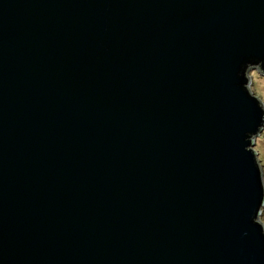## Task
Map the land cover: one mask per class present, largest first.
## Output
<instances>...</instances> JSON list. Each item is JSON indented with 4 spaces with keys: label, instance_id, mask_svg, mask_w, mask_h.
<instances>
[{
    "label": "water",
    "instance_id": "water-1",
    "mask_svg": "<svg viewBox=\"0 0 264 264\" xmlns=\"http://www.w3.org/2000/svg\"><path fill=\"white\" fill-rule=\"evenodd\" d=\"M253 57L264 0H0V264H264Z\"/></svg>",
    "mask_w": 264,
    "mask_h": 264
},
{
    "label": "clouds",
    "instance_id": "clouds-1",
    "mask_svg": "<svg viewBox=\"0 0 264 264\" xmlns=\"http://www.w3.org/2000/svg\"><path fill=\"white\" fill-rule=\"evenodd\" d=\"M261 65H264V59H258V58H251L249 62L243 64V71L242 73H247V75H242L246 78L247 83L243 84L241 87L244 89L243 86L253 84L256 85V91H257V98L256 101L259 100L262 110V113H264V68L261 67ZM261 125L259 127L260 129H264V114L261 115ZM264 139V136L261 137ZM262 182V188H264V178L261 177ZM261 199H264V193H262ZM261 226V234L264 235V218L260 217L257 221Z\"/></svg>",
    "mask_w": 264,
    "mask_h": 264
},
{
    "label": "rangeland",
    "instance_id": "rangeland-1",
    "mask_svg": "<svg viewBox=\"0 0 264 264\" xmlns=\"http://www.w3.org/2000/svg\"><path fill=\"white\" fill-rule=\"evenodd\" d=\"M249 88L251 93L255 97H257L256 85L251 84ZM262 136H264V129L260 134V136L255 140V146L253 150L257 153V159L259 160V163L261 165L263 178H264V142H263L264 139L261 138ZM261 217L264 218V215H262Z\"/></svg>",
    "mask_w": 264,
    "mask_h": 264
},
{
    "label": "trees",
    "instance_id": "trees-1",
    "mask_svg": "<svg viewBox=\"0 0 264 264\" xmlns=\"http://www.w3.org/2000/svg\"><path fill=\"white\" fill-rule=\"evenodd\" d=\"M262 215H264V208H263V210H262ZM262 215H261V216H262Z\"/></svg>",
    "mask_w": 264,
    "mask_h": 264
}]
</instances>
